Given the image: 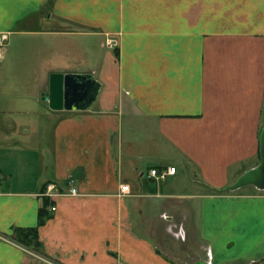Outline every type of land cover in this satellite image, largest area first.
I'll return each instance as SVG.
<instances>
[{"label": "crops", "instance_id": "obj_1", "mask_svg": "<svg viewBox=\"0 0 264 264\" xmlns=\"http://www.w3.org/2000/svg\"><path fill=\"white\" fill-rule=\"evenodd\" d=\"M0 31V264H264V189L225 188L258 160L264 0H0ZM51 71L92 103L50 109Z\"/></svg>", "mask_w": 264, "mask_h": 264}, {"label": "water", "instance_id": "obj_2", "mask_svg": "<svg viewBox=\"0 0 264 264\" xmlns=\"http://www.w3.org/2000/svg\"><path fill=\"white\" fill-rule=\"evenodd\" d=\"M99 90V82L89 72L51 71L47 75V89L44 98L50 109H85ZM257 162L241 171L227 189L251 184L264 189V119L257 133Z\"/></svg>", "mask_w": 264, "mask_h": 264}, {"label": "built area", "instance_id": "obj_3", "mask_svg": "<svg viewBox=\"0 0 264 264\" xmlns=\"http://www.w3.org/2000/svg\"><path fill=\"white\" fill-rule=\"evenodd\" d=\"M6 42H7V32L0 31V58L2 57V54L4 52ZM110 43H111L110 39L105 40V44H107L108 46H110ZM173 172H174L173 165L151 166L147 169L146 175L155 181H162L169 174ZM68 192L71 194H74L76 192L75 187H70ZM128 192H129V188L126 183L119 184L118 194H126ZM41 193L47 197H53L63 192L53 182L49 181L44 184V189L42 190ZM51 208H53V206H51ZM175 235L182 237L181 226H179L178 232H176ZM0 238H1V235H0Z\"/></svg>", "mask_w": 264, "mask_h": 264}, {"label": "trees", "instance_id": "obj_4", "mask_svg": "<svg viewBox=\"0 0 264 264\" xmlns=\"http://www.w3.org/2000/svg\"><path fill=\"white\" fill-rule=\"evenodd\" d=\"M47 205L46 200L42 202L37 209V224L41 223L45 216H47V211L45 206ZM12 238L17 242L32 248L34 250H38L40 242L37 237V228L34 226L27 227H14Z\"/></svg>", "mask_w": 264, "mask_h": 264}, {"label": "rangeland", "instance_id": "obj_5", "mask_svg": "<svg viewBox=\"0 0 264 264\" xmlns=\"http://www.w3.org/2000/svg\"><path fill=\"white\" fill-rule=\"evenodd\" d=\"M110 46L109 47H113V40H111L110 39ZM104 44H105V42H104ZM105 46H108L107 44H105ZM174 223L173 222H171L170 224L168 223L167 224V228H170V234H172L173 235V237H176V238H180V239H182L183 237H181V236H178V235H175V233L176 232H178V229H179V226H180V224H181V221H179V222H177L175 219H174ZM174 228V229H173ZM182 232H183V230H182ZM183 234V233H182ZM32 251V250H31ZM261 260L263 259V257H261L260 258ZM249 263L248 264H253V262H250V261H248ZM245 264H247V263H245ZM255 264V263H254Z\"/></svg>", "mask_w": 264, "mask_h": 264}, {"label": "flooded vegetation", "instance_id": "obj_6", "mask_svg": "<svg viewBox=\"0 0 264 264\" xmlns=\"http://www.w3.org/2000/svg\"><path fill=\"white\" fill-rule=\"evenodd\" d=\"M182 236H183V234H182Z\"/></svg>", "mask_w": 264, "mask_h": 264}]
</instances>
